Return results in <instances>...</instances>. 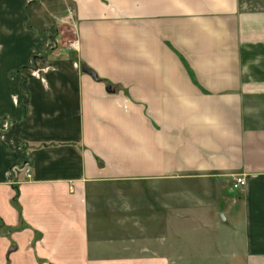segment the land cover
I'll list each match as a JSON object with an SVG mask.
<instances>
[{
	"label": "crops",
	"instance_id": "obj_1",
	"mask_svg": "<svg viewBox=\"0 0 264 264\" xmlns=\"http://www.w3.org/2000/svg\"><path fill=\"white\" fill-rule=\"evenodd\" d=\"M20 217L11 251L56 264H170L176 222L264 264V0H0V218Z\"/></svg>",
	"mask_w": 264,
	"mask_h": 264
},
{
	"label": "rangeland",
	"instance_id": "obj_2",
	"mask_svg": "<svg viewBox=\"0 0 264 264\" xmlns=\"http://www.w3.org/2000/svg\"><path fill=\"white\" fill-rule=\"evenodd\" d=\"M65 42L66 41H63L64 44H66ZM24 225L25 223L21 222V217L19 226L14 228L10 226L7 227L0 218V264H22V258H29L27 252H33L29 250V247L26 250L25 247L22 248L18 253L9 251L10 247H18L15 240L17 234L16 236H13V234L14 232H20L22 230L21 227ZM175 226L176 227L172 231L173 236L170 238L171 244H165L162 248L164 252L167 253L166 255L171 257L172 260L170 264H238L237 262L233 263L230 259H227L226 255L224 259H222V250H220V246L216 243L214 228L204 230V228L201 229L198 224L192 229H185L182 227L181 222H176ZM137 238L143 240V245L137 246V250L141 249L146 251V247L149 249L151 248L150 245L146 244L150 242L147 236ZM4 239L7 245L2 244V240ZM40 240L41 234L35 232L33 239L31 238V247L35 248ZM34 258L35 259H31L30 264H56L48 259L38 257L36 254Z\"/></svg>",
	"mask_w": 264,
	"mask_h": 264
},
{
	"label": "built area",
	"instance_id": "obj_3",
	"mask_svg": "<svg viewBox=\"0 0 264 264\" xmlns=\"http://www.w3.org/2000/svg\"><path fill=\"white\" fill-rule=\"evenodd\" d=\"M68 12H69V14H71L72 10L68 9ZM69 45L72 48H76L77 40L69 41ZM24 174L26 177H29L30 176V168L25 167L24 168ZM245 185H246V178L243 175H236L231 182V187L235 190L243 188Z\"/></svg>",
	"mask_w": 264,
	"mask_h": 264
},
{
	"label": "water",
	"instance_id": "obj_4",
	"mask_svg": "<svg viewBox=\"0 0 264 264\" xmlns=\"http://www.w3.org/2000/svg\"><path fill=\"white\" fill-rule=\"evenodd\" d=\"M81 69H82V71L87 72V73L91 74L93 77H95V73L93 72V70L86 67L84 64L81 66ZM14 249H15L14 247H11V248H9V251L14 250Z\"/></svg>",
	"mask_w": 264,
	"mask_h": 264
}]
</instances>
